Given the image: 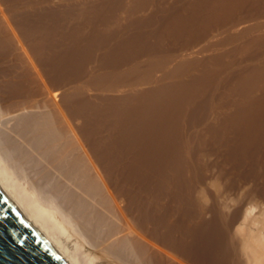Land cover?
<instances>
[{"label": "bare ground", "instance_id": "1", "mask_svg": "<svg viewBox=\"0 0 264 264\" xmlns=\"http://www.w3.org/2000/svg\"><path fill=\"white\" fill-rule=\"evenodd\" d=\"M0 185L71 264H264V0H0Z\"/></svg>", "mask_w": 264, "mask_h": 264}, {"label": "water", "instance_id": "2", "mask_svg": "<svg viewBox=\"0 0 264 264\" xmlns=\"http://www.w3.org/2000/svg\"><path fill=\"white\" fill-rule=\"evenodd\" d=\"M0 264H71L1 185Z\"/></svg>", "mask_w": 264, "mask_h": 264}, {"label": "rangeland", "instance_id": "3", "mask_svg": "<svg viewBox=\"0 0 264 264\" xmlns=\"http://www.w3.org/2000/svg\"><path fill=\"white\" fill-rule=\"evenodd\" d=\"M156 11L158 12H160V14H163V12H165V10H163V8H159V10H158V8L156 9ZM159 12H158V15H159ZM117 35V33H115L114 32V36H116ZM122 36H124L123 34H122ZM116 44V43H115ZM202 45H198V46H196V49H198V48H200ZM249 184V183H248ZM248 184L246 185V187H248L249 189H250V187L252 188L253 186H251L252 184H249L250 186H248ZM248 188H246V189H248ZM246 191V190H245ZM249 191V190H248ZM248 191H246V193L248 192Z\"/></svg>", "mask_w": 264, "mask_h": 264}]
</instances>
